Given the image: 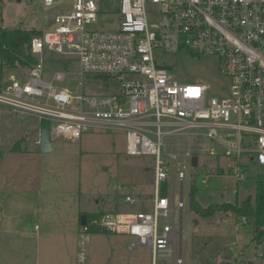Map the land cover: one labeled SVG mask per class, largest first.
I'll return each mask as SVG.
<instances>
[{
  "label": "built area",
  "instance_id": "1",
  "mask_svg": "<svg viewBox=\"0 0 264 264\" xmlns=\"http://www.w3.org/2000/svg\"><path fill=\"white\" fill-rule=\"evenodd\" d=\"M147 3L157 6L155 23L148 20ZM64 4L44 0L46 7ZM115 4L118 30L91 29ZM53 22V32L30 41L35 63L12 71L0 86V114L36 119L47 126L51 143L78 142L91 130L120 132L127 156L155 158L151 210L85 220L77 264H88L92 231L132 238L127 248H148L152 264L158 254L183 264V186L193 152L214 156L211 144L220 147L237 182L250 165L264 170V0H71ZM179 52L215 57L229 82L227 95L209 97L204 83H181L173 64L165 63ZM85 81L119 89L86 94ZM165 136L187 137L193 149L162 157ZM124 201L136 200L126 195Z\"/></svg>",
  "mask_w": 264,
  "mask_h": 264
},
{
  "label": "rangeland",
  "instance_id": "2",
  "mask_svg": "<svg viewBox=\"0 0 264 264\" xmlns=\"http://www.w3.org/2000/svg\"><path fill=\"white\" fill-rule=\"evenodd\" d=\"M64 5L46 7L44 0H0V28L36 30L43 34L53 32L54 17L70 7L71 0H65ZM146 9L149 22H157V6L147 3ZM114 10L99 14L97 23L90 28L103 32L117 31L119 15L116 12V4ZM165 63L173 64L172 70L181 83H204L208 88L209 97L220 98L228 93V79L220 74L219 64L215 57L179 52L168 55ZM77 68L75 62L71 69L75 71ZM11 72H3L0 86L7 81ZM19 75L21 78L25 77L24 72ZM104 85L101 82L88 83L85 81L83 91L86 94L107 95L119 89L116 84H112L109 89H106ZM7 122H10L9 128ZM37 125L38 121L33 118L0 114V152H2L0 165L3 166L8 160L7 165L12 166L22 160V158L9 159L12 155V146L19 141L22 145V153L33 158V162L29 163L30 168L36 166L42 169L41 183H51L60 191L63 196L62 200L67 204V211L76 207L81 214L137 213L151 210L155 158L127 156L124 150L125 138L122 133L91 130L85 133L78 142L51 143L52 151L41 154L39 148L34 145L36 135L28 136V132L31 131L28 129ZM166 130L168 129L162 128V131ZM151 138L154 139L152 136ZM162 144V157L164 154H180L186 149H193V142L188 143L187 137L165 136ZM211 148L217 156H211L207 152H193V157L198 161L196 168L191 167V159L186 161L187 179L183 186L184 209L181 241L183 264H215V260L224 255L222 251L225 249L220 247V240L226 237L231 238L233 242L238 233L242 232L241 237L245 238L246 242L248 241L247 264H264V257L261 256L264 253L262 244H252L251 238L248 239L252 235L250 223L243 224L241 218L229 212L216 214L215 217L221 216L237 221L222 223L221 220L210 218V221L205 222L202 220L206 219L200 220L201 218L190 209L191 201L202 208H207L213 204H235L246 198H254V177L258 171L257 167L250 165L246 170L245 180L237 182L226 171L231 161L223 155L220 147L211 144ZM244 162L247 163L246 160ZM218 169L224 170H222V175H217ZM192 178L196 184H193ZM202 179L208 180L207 187L201 185ZM171 191L170 187L168 196H171ZM126 195L133 197L136 200L135 203H126L124 201ZM77 217L79 221V216L76 214ZM162 222L169 223L171 218ZM44 225L40 220H33L30 228L33 230L34 226H37L39 232H44ZM61 232L63 233L60 231L58 238ZM177 239L175 237V250ZM62 240L61 246H58V253L51 251L40 255L44 263L77 264L78 235L73 239L63 234ZM132 240L127 236L102 231L92 232L87 247L88 264H152L151 251L148 248H127ZM155 264H170V259L158 254Z\"/></svg>",
  "mask_w": 264,
  "mask_h": 264
},
{
  "label": "crops",
  "instance_id": "3",
  "mask_svg": "<svg viewBox=\"0 0 264 264\" xmlns=\"http://www.w3.org/2000/svg\"><path fill=\"white\" fill-rule=\"evenodd\" d=\"M7 114L4 112L1 115ZM9 124L10 122H7L8 128ZM41 129L44 128L40 123L28 129L31 130L28 136L36 135L34 145L38 148L36 142L39 141ZM17 147L18 150L13 151ZM11 153L9 159L22 158V160L12 166L7 165L8 160L3 166L0 165V264H52L44 263L40 255L51 251L58 253L63 241L62 235L74 239L79 234L82 217L86 219V216L96 213L81 214L77 207L67 211V204L62 200L60 191L51 183H41L42 169L36 166L30 168L29 163L33 162V158L22 153V145L19 141L12 146ZM1 154L2 152L0 156ZM76 214L79 216V221ZM215 216L211 219L221 220L222 223L237 221ZM33 220H40L45 224L44 232H39L37 226L31 230L30 223ZM202 221L207 222L210 219ZM60 231L63 233L61 232L58 238ZM242 233H238L233 242L231 238L226 237L220 240V247L225 249L222 254L224 253L225 256L216 259L215 264H237L239 261V264H247L248 241L241 237ZM250 238L252 244L255 243L253 235L248 237ZM233 245L236 247H232ZM261 256L263 258L264 253Z\"/></svg>",
  "mask_w": 264,
  "mask_h": 264
},
{
  "label": "trees",
  "instance_id": "4",
  "mask_svg": "<svg viewBox=\"0 0 264 264\" xmlns=\"http://www.w3.org/2000/svg\"><path fill=\"white\" fill-rule=\"evenodd\" d=\"M39 34L40 32L36 30L0 28V80L4 71L24 69L35 63V59L30 55L29 46L31 39ZM42 127L46 128L47 126L43 124ZM17 150L18 147L13 149V151ZM257 169L254 177L255 195L253 199L246 198L240 203L235 202V204H213L207 208H202L191 201L190 209L201 219H210L223 212H229L237 218L244 219L252 226L253 241L264 247V170ZM217 174L222 175L223 171L218 169ZM96 216L97 214L86 216L85 220Z\"/></svg>",
  "mask_w": 264,
  "mask_h": 264
},
{
  "label": "water",
  "instance_id": "5",
  "mask_svg": "<svg viewBox=\"0 0 264 264\" xmlns=\"http://www.w3.org/2000/svg\"><path fill=\"white\" fill-rule=\"evenodd\" d=\"M46 20V19H45ZM39 151L41 154L50 153L52 150V144L50 142L49 132L47 129H41L39 131V141H38ZM192 167H197V158L191 160ZM85 219L82 217L81 225H84ZM105 233V232H104Z\"/></svg>",
  "mask_w": 264,
  "mask_h": 264
}]
</instances>
